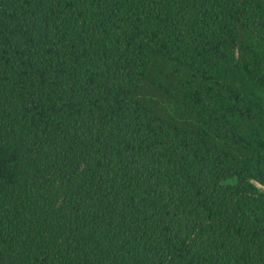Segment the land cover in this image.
I'll use <instances>...</instances> for the list:
<instances>
[{
    "label": "trees",
    "instance_id": "trees-1",
    "mask_svg": "<svg viewBox=\"0 0 264 264\" xmlns=\"http://www.w3.org/2000/svg\"><path fill=\"white\" fill-rule=\"evenodd\" d=\"M0 264H264V0H0Z\"/></svg>",
    "mask_w": 264,
    "mask_h": 264
}]
</instances>
